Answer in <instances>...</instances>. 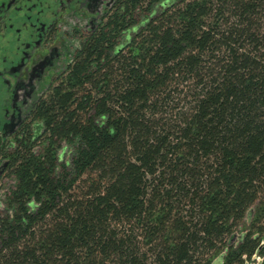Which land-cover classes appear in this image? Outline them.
<instances>
[{
	"label": "trees",
	"instance_id": "obj_1",
	"mask_svg": "<svg viewBox=\"0 0 264 264\" xmlns=\"http://www.w3.org/2000/svg\"><path fill=\"white\" fill-rule=\"evenodd\" d=\"M32 118L0 264H264V0H118Z\"/></svg>",
	"mask_w": 264,
	"mask_h": 264
},
{
	"label": "flooded vegetation",
	"instance_id": "obj_2",
	"mask_svg": "<svg viewBox=\"0 0 264 264\" xmlns=\"http://www.w3.org/2000/svg\"><path fill=\"white\" fill-rule=\"evenodd\" d=\"M33 1L0 0V154L29 124L34 125L36 105L66 74L85 37L106 22L118 2ZM24 9H36V14L25 16L12 42L7 35ZM7 166L0 155V179Z\"/></svg>",
	"mask_w": 264,
	"mask_h": 264
},
{
	"label": "rangeland",
	"instance_id": "obj_3",
	"mask_svg": "<svg viewBox=\"0 0 264 264\" xmlns=\"http://www.w3.org/2000/svg\"><path fill=\"white\" fill-rule=\"evenodd\" d=\"M47 1L48 3H51L52 0H44V2ZM175 1H178V0H175ZM36 2V0H34L32 3ZM31 3V4H32ZM30 5V4H29ZM36 14V9H34L33 12H27L25 9L19 13V16L17 18L14 19L13 22H15V27L13 29V31H10V33L7 35V37L9 38L10 41L13 42L12 39H15L16 36L14 33V30L16 28H20L22 27V22L26 20L25 16L27 15H35ZM7 38V39H8ZM10 184V181H8V179L6 178V176L4 175L1 179H0V206H2L3 204V201H4V198H5V194L7 192V189H8V185Z\"/></svg>",
	"mask_w": 264,
	"mask_h": 264
},
{
	"label": "water",
	"instance_id": "obj_4",
	"mask_svg": "<svg viewBox=\"0 0 264 264\" xmlns=\"http://www.w3.org/2000/svg\"><path fill=\"white\" fill-rule=\"evenodd\" d=\"M1 145H2V139H1V137H0V149H1Z\"/></svg>",
	"mask_w": 264,
	"mask_h": 264
}]
</instances>
